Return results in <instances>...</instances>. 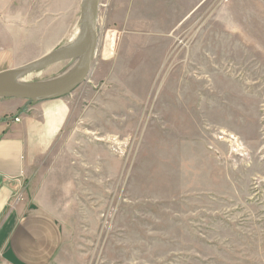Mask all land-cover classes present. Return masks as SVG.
<instances>
[{"label": "rangeland", "instance_id": "rangeland-1", "mask_svg": "<svg viewBox=\"0 0 264 264\" xmlns=\"http://www.w3.org/2000/svg\"><path fill=\"white\" fill-rule=\"evenodd\" d=\"M80 26L81 0H0V69ZM96 32L26 190L64 225L57 264H264V0H100Z\"/></svg>", "mask_w": 264, "mask_h": 264}, {"label": "crops", "instance_id": "crops-1", "mask_svg": "<svg viewBox=\"0 0 264 264\" xmlns=\"http://www.w3.org/2000/svg\"><path fill=\"white\" fill-rule=\"evenodd\" d=\"M6 52L0 46V60ZM26 101L0 99V264H57L64 225L51 206L26 190H39L33 182L36 168L70 110L62 98Z\"/></svg>", "mask_w": 264, "mask_h": 264}, {"label": "water", "instance_id": "water-1", "mask_svg": "<svg viewBox=\"0 0 264 264\" xmlns=\"http://www.w3.org/2000/svg\"><path fill=\"white\" fill-rule=\"evenodd\" d=\"M99 6L100 0H81L79 38L84 42L81 50L47 53L25 64L0 71V99L48 100L64 96L81 85L91 71L96 54ZM76 58L78 62L74 69L63 77L39 82H16L22 75Z\"/></svg>", "mask_w": 264, "mask_h": 264}, {"label": "bare ground", "instance_id": "bare-ground-1", "mask_svg": "<svg viewBox=\"0 0 264 264\" xmlns=\"http://www.w3.org/2000/svg\"><path fill=\"white\" fill-rule=\"evenodd\" d=\"M79 35H80V27L78 28V30L76 31V33L74 34L72 39H70L69 43L66 46H64V47H62V48H60L54 52H64V51H69V50H81L84 46V42L79 38ZM77 62H78V58L70 60L69 65L66 67V69H64V71H62L61 73H59L58 75H56L50 79H55V78H59V77H63L65 75H67L69 72H71L74 69ZM29 75H30V73L18 77L16 79V82H26L28 80ZM50 79H47V80H50Z\"/></svg>", "mask_w": 264, "mask_h": 264}, {"label": "built area", "instance_id": "built-area-1", "mask_svg": "<svg viewBox=\"0 0 264 264\" xmlns=\"http://www.w3.org/2000/svg\"><path fill=\"white\" fill-rule=\"evenodd\" d=\"M16 120H18V119H16Z\"/></svg>", "mask_w": 264, "mask_h": 264}]
</instances>
